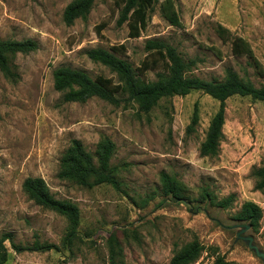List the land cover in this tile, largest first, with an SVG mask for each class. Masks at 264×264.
I'll list each match as a JSON object with an SVG mask.
<instances>
[{
    "label": "rangeland",
    "instance_id": "obj_1",
    "mask_svg": "<svg viewBox=\"0 0 264 264\" xmlns=\"http://www.w3.org/2000/svg\"><path fill=\"white\" fill-rule=\"evenodd\" d=\"M74 1L0 0V39L38 43L35 51L11 58L15 78L0 71V236L12 233L17 244L40 240L58 246L17 253L6 241V264H110L112 237L124 264H172L195 239L205 249L191 264H214L218 257L230 264H264V190L255 189L253 176L255 168L264 167V101L227 99L224 138L211 157L202 156L200 147L220 102L202 91L164 98L144 113L135 102L115 105L98 97L67 102L53 82V71L61 66L117 82L87 50L118 45L137 73L156 80L164 60L146 51L145 43L160 39L196 62L191 75L222 80L232 68L264 86V0H172L179 26L163 17L165 0H156L139 37L128 35L127 24H117L119 0H95L86 18L66 24L64 10ZM217 24L246 40L258 64L234 55L231 41L217 35ZM196 104L199 122L188 132ZM104 138L115 144L111 164L118 168L121 191L108 184L87 188L60 176L74 140L97 160ZM162 172L183 183L184 201L162 193ZM28 177L42 178L56 199L78 207L79 233L70 248L63 245L66 218L25 194ZM204 188L219 200L231 193L236 200L219 208L203 199ZM246 201L262 208L258 230L235 219Z\"/></svg>",
    "mask_w": 264,
    "mask_h": 264
},
{
    "label": "trees",
    "instance_id": "obj_2",
    "mask_svg": "<svg viewBox=\"0 0 264 264\" xmlns=\"http://www.w3.org/2000/svg\"><path fill=\"white\" fill-rule=\"evenodd\" d=\"M156 0H119L118 25L127 24L130 37H139L146 28L148 14ZM95 0H75L67 5L63 13V20L71 25L77 18H86L93 8ZM163 17L171 24L180 25L177 11L172 0H165L161 8ZM103 25H99L101 31ZM217 35L224 42L231 41L232 53L236 56H248L256 58L250 44L241 37L233 36L231 32L222 26L216 25ZM38 43L33 39L11 40L0 39V71L9 79L16 77L11 65V58L17 53L27 54L35 51ZM146 51L156 53L164 60L163 69L157 74L156 80H145L142 74L134 69L133 65L120 55L124 50L123 45L114 46L111 50L101 47L87 50V56L94 62L108 67L114 72L118 81L98 75L92 77L81 69H73L61 66L53 71L54 88L63 93L67 102H86L98 97L115 105L126 102H135L144 113H149L162 99L172 96H185L193 91H202L220 102L219 108L210 121L205 140L201 144L202 156H217L220 144L224 138L223 126L225 124L226 101L230 97L250 96L254 100L264 101V86L257 87L250 78L241 77L232 68L225 70L222 80L204 79L191 75L194 60H186L176 47L160 39H148L145 43ZM122 51V52H121ZM151 68L148 64L145 69ZM1 117V116H0ZM199 122V108L195 105L188 132L195 129ZM115 150V144L109 139H102L97 145L96 156L86 151L78 140L72 142L62 158V170L60 176L76 181L77 184L92 188L98 185L108 184L121 191L122 181L118 176V168L111 164ZM256 177V190H264V167L253 170ZM162 193L171 197L174 201L182 202L186 199V188L175 176L169 173H161ZM25 194L35 203L55 211L67 220L66 236L63 245L70 248L78 237L80 225V213L78 207L68 201L56 199L49 191L47 184L40 177H28L22 185ZM203 199L211 205L222 209L233 206L236 195L231 193L225 198L218 199L212 195L208 188L203 189ZM263 216L262 208L253 201L243 203L236 213L235 219L241 221L254 230H258ZM6 241L11 243L17 253L45 252L58 249V246L49 242L35 240L32 244H17L12 233H4L0 236V264H6L8 260V247ZM205 247L198 239L192 241L188 247L175 255L172 264H191L198 260ZM123 251L117 239L109 240L110 264H124ZM214 264H230L218 257Z\"/></svg>",
    "mask_w": 264,
    "mask_h": 264
},
{
    "label": "water",
    "instance_id": "obj_3",
    "mask_svg": "<svg viewBox=\"0 0 264 264\" xmlns=\"http://www.w3.org/2000/svg\"><path fill=\"white\" fill-rule=\"evenodd\" d=\"M263 256V255H262ZM263 258H264V256H263Z\"/></svg>",
    "mask_w": 264,
    "mask_h": 264
}]
</instances>
